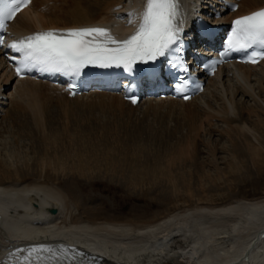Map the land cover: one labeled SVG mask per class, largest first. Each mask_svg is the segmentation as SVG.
I'll return each mask as SVG.
<instances>
[{
	"label": "bare ground",
	"instance_id": "bare-ground-1",
	"mask_svg": "<svg viewBox=\"0 0 264 264\" xmlns=\"http://www.w3.org/2000/svg\"><path fill=\"white\" fill-rule=\"evenodd\" d=\"M182 2L192 12L197 7L206 9L217 4V0ZM145 8L146 0H33L11 27L18 34L98 27L108 30L116 40H124L137 30ZM261 9L264 0H240L239 10L226 14L223 20ZM98 39L102 42L104 37ZM12 78L0 57V96L5 97L0 101V197L8 202L11 220L25 221L30 228L23 234L9 235L0 225V262L43 245L53 250L78 247L82 252L107 258L110 264H240L239 256L250 252V264H264V240L258 238L264 233V195L217 202L208 192L216 187L217 179H226V174H264V61L257 67L223 69L217 78L209 80L207 92L190 102L155 99L136 107L113 94L91 92L71 99L62 88ZM80 100L86 102L90 112L83 119L79 118L81 110H76L83 106L68 104ZM54 101L61 107H51ZM55 108L60 109L54 112L59 113L62 123L57 130L51 126ZM184 110L188 112L181 113ZM95 112L108 117L109 123L95 120L91 115ZM163 112L167 116L158 117ZM16 118H21L18 126L26 127L30 137L34 132L32 138L38 142L35 155L25 161L4 152L3 134L17 125L13 121ZM150 118L159 120L160 133L138 123ZM213 119L220 120V126L212 124ZM72 120L77 128L87 124L91 131L97 130L98 136L92 138L104 146L103 155L99 154L100 146L89 149L84 139L74 137L69 130ZM126 121L136 123L118 125ZM169 131L175 132L168 135L171 141L182 134L174 148L163 137ZM215 132L225 142L217 140V144L207 142L202 146L209 160L206 165L217 179H212L213 173L203 163L202 169L198 167L200 170L194 173L197 182L193 181L189 166H197L198 143H202L199 139L212 137ZM141 133L148 135V145L156 142L160 152L165 150L164 155H157V164L152 168L142 162L143 167L121 168L126 160L118 161L104 144L111 147L129 136L137 145V139L143 140ZM64 141H69L67 149L62 146ZM116 147L120 150L122 146ZM137 147L144 151L140 143ZM123 152L118 155L121 157ZM225 163L226 168H221ZM95 180L122 183L134 192H143L149 182L148 191L161 188L164 193L166 189L170 207L148 219H99L95 208L84 207L75 188Z\"/></svg>",
	"mask_w": 264,
	"mask_h": 264
},
{
	"label": "snow or ice",
	"instance_id": "snow-or-ice-1",
	"mask_svg": "<svg viewBox=\"0 0 264 264\" xmlns=\"http://www.w3.org/2000/svg\"><path fill=\"white\" fill-rule=\"evenodd\" d=\"M29 2L2 0L0 29H6L5 22L12 20L20 6ZM180 23L179 0H146L142 21L135 33L124 40H116L104 28H74L39 31L13 41L8 47L21 57L15 69L17 76L36 69L76 77L88 65L104 68L124 66L131 70L129 66L137 61L149 62L165 57L179 42ZM234 26L228 39L229 50L247 51L258 47L261 51H253L248 60L256 63L257 57L264 59V9L236 19ZM98 37H104V40L101 42ZM3 43L4 40L0 39V44ZM178 90L182 91L183 85ZM37 251L53 250L41 245L31 249L29 256Z\"/></svg>",
	"mask_w": 264,
	"mask_h": 264
},
{
	"label": "rangeland",
	"instance_id": "rangeland-1",
	"mask_svg": "<svg viewBox=\"0 0 264 264\" xmlns=\"http://www.w3.org/2000/svg\"><path fill=\"white\" fill-rule=\"evenodd\" d=\"M204 100H206V99L204 98L203 101ZM84 103H86V102L83 100L76 101V102H68V104H72L75 107L83 106L81 108L76 109V110H81L82 116L79 117L81 119L88 117L90 114L88 106L85 107L86 104H84ZM51 107L60 108L61 106L58 103H55V101H54L52 103ZM55 109L56 110L52 109L53 112L60 110L57 108H55ZM186 111L187 110L181 111V113L185 114L188 112V111L187 112ZM55 113L56 112H54V114ZM58 114L59 113L55 114L54 118H52V120H51V126L53 129H56V130L60 129L61 124H62L60 121V115H58ZM96 114H100V113H98V112L97 113L96 112L91 113L92 117L94 119L96 118L95 120H97L99 118V120L103 121V119H104V121L102 123H107L106 121H107L108 117H106L102 114H100L99 116ZM18 116L21 117L20 115H18ZM165 116H167V113L163 112L158 117H165ZM16 119L18 121L17 120H13V121H16L17 125H14V127H8L7 131L4 132V134H3L4 152H5L6 156H10V157L15 156L18 158V160L25 161L28 159V157L32 158L35 155L33 153L34 147L35 148L37 147L38 142H37L36 137L32 138L33 136L36 135V134H34V132H32L31 137H30V135H28V133H27L26 127L18 126L19 123L21 122V120L19 122V119H21V118H19V119L16 118ZM108 121H110L109 118H108ZM22 122H23V120H22ZM71 122H72V125L69 127L70 128L69 130L72 133H74V137H79L80 138L79 141H82L84 139V142L87 144V147L89 149L98 148L100 146L98 149L100 150L102 148V151H99L100 152L99 154L101 156L102 152L104 153V150H103L104 146L103 145L101 146V143H99L96 139L92 138L94 136H98L96 133L97 130L93 129L91 131V126L88 125V127H87V124L84 125L85 128L84 127L77 128L76 121L72 120ZM157 122H159V120L150 118L149 120H141L138 123L140 125L143 124V126L145 128L147 126L149 129H151L155 133L156 132L160 133L161 128ZM210 122L212 124L220 126V120H218V119H213ZM127 123L134 125L136 122L135 121H126V122H120V123H118V125H125ZM170 125L173 129L176 127V125L174 123H172ZM77 129L82 130L84 132H81V133L75 132ZM133 131L134 130L129 131V132H133ZM174 133L175 132H173V131H169L168 134L163 133V137L168 140L169 146L171 148H174L177 146L178 139H180V140L182 139V134H178L176 139H174V141H171V138L168 135H171ZM76 135H78V136H76ZM141 137L143 138V140L136 138L137 139L136 141H137V145H139V143H140V145H143L145 147L144 151H138L137 150L138 147H137V145H135L136 144L135 139L131 138L129 136L124 141H122L123 145L121 142L119 144L116 143L117 145L112 144L115 147L116 146H118V147L122 146L121 148H124V152H123V149L121 150L120 147H119L120 148V150H119L117 147L115 148L112 145H111V147H113V149H111L109 144H104L105 150H110L111 153L113 152L112 154L116 155V157L118 158V161L122 160V159L126 160L125 165L123 162L124 160H122L123 164L120 165L121 168L123 166H124L123 168L126 167V169H127V167L130 169L133 166L139 168V167H141L140 165H142V164L145 167L152 168L153 166H155V164H157V161H158L157 155H164L165 150L163 152H160L158 149V146L156 145V142H153V144L155 143L154 145L152 144V142L150 145H148L149 142L145 141L146 137H148L147 134L141 133ZM147 140H148V138H147ZM200 140L202 143H200V145L198 143V146H200L201 148H200V153L198 155L197 166L196 167L195 166H189V170L192 171L191 173L193 174V177H194L193 181H196V182H197V178H196V175L194 174L195 171L198 169V167L200 169H202V166L204 165L203 163H205V165L209 163L208 162L209 160L206 158L207 155L204 154L205 151L203 150L202 144L207 143V142H209V143L211 142L212 144H217V143H215L217 140L223 141V143L225 142V139L218 137L216 132H215V134H212V137L202 136L199 139V141ZM70 141H72V140H70ZM68 142L69 141H64V143L62 145L64 149L68 148L66 145ZM74 142H77V141H74ZM107 145L109 146V148ZM128 148L130 150L135 148L136 150L130 151ZM116 149H118V150H116ZM201 149H202V151H201ZM134 151H136V153ZM118 152H119V155L122 152H123L122 155H125V153L127 154L129 152L128 154L130 156L127 154V155H125V157H123L122 155L120 157L118 155ZM131 152H133L135 154L136 158H134V154ZM140 152H142V154ZM218 155H219V157L224 156V154H218ZM119 157H120V159H119ZM137 157H140V158L138 159ZM132 158H133V161H132ZM153 158H155V159H153ZM135 159L137 160L136 162H135ZM141 162H142V164H141ZM220 163H223V162H220ZM127 165H129V166H127ZM143 165H142V167H143ZM206 167H207L206 170H208L209 172H212L213 174L215 173L210 166L206 165ZM221 168L225 169L226 163L222 164ZM200 169H198V170H200ZM213 174H211L212 179L213 180L217 179L216 173L214 175ZM226 176H227L226 179L223 178V180H221V182L218 181V179H217L216 187L211 188V191H208L211 193L210 195L214 197L215 201L226 202L229 200H233L235 198L236 199H242V198H248V197L252 198V197L258 196V195L259 196L264 195V174L257 176V175H255V173L253 171H248V172L246 171L241 176L240 175L239 176H237V175H235V176L231 175L230 176V174H226ZM196 182H194V183H196ZM62 184H61V186L63 187L64 184L63 185ZM141 185H144V184H141ZM149 185H150L149 182H146L144 186H146V188L148 189ZM75 188H77V190H76L77 194H80L82 197V202L85 204L84 207L95 208L98 218L102 219V220H112V221H117V222H124V221H135L138 219H148V218H151L152 216H154L155 214L163 213L164 211H166L170 207L169 206L170 199L168 197H166V195H165V193H166L165 188H164V190H165L164 193H163V190L161 188L153 189L152 192L148 191L146 188H145L146 191L144 190L143 192L142 191L134 192L133 190L131 191V189L129 190L122 183L111 182L108 180H95L92 183H88V184H86V183L82 184L81 183V185L75 186ZM213 189H215V190L213 191Z\"/></svg>",
	"mask_w": 264,
	"mask_h": 264
},
{
	"label": "water",
	"instance_id": "water-1",
	"mask_svg": "<svg viewBox=\"0 0 264 264\" xmlns=\"http://www.w3.org/2000/svg\"><path fill=\"white\" fill-rule=\"evenodd\" d=\"M51 212L55 214L56 213V210H52Z\"/></svg>",
	"mask_w": 264,
	"mask_h": 264
}]
</instances>
